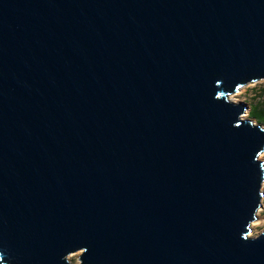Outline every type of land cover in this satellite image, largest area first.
Wrapping results in <instances>:
<instances>
[{"label":"water","instance_id":"1","mask_svg":"<svg viewBox=\"0 0 264 264\" xmlns=\"http://www.w3.org/2000/svg\"><path fill=\"white\" fill-rule=\"evenodd\" d=\"M264 0H0V264H264Z\"/></svg>","mask_w":264,"mask_h":264},{"label":"rangeland","instance_id":"2","mask_svg":"<svg viewBox=\"0 0 264 264\" xmlns=\"http://www.w3.org/2000/svg\"><path fill=\"white\" fill-rule=\"evenodd\" d=\"M228 99L238 102L242 101L246 105L243 118H250L254 123H259L264 127L261 121L250 115L251 110L256 108H264V79H259L253 82L246 83L240 86L235 92L230 93ZM258 158L264 163V150L258 155ZM262 195L260 198V205L255 211V219L249 224L248 235L253 236L264 231V177L261 183ZM254 223V224H253ZM78 252H73L67 255V260L70 264H78Z\"/></svg>","mask_w":264,"mask_h":264},{"label":"trees","instance_id":"3","mask_svg":"<svg viewBox=\"0 0 264 264\" xmlns=\"http://www.w3.org/2000/svg\"><path fill=\"white\" fill-rule=\"evenodd\" d=\"M250 115L254 118H256L258 121H261L264 124V108H256L254 107L251 110Z\"/></svg>","mask_w":264,"mask_h":264},{"label":"bare ground","instance_id":"4","mask_svg":"<svg viewBox=\"0 0 264 264\" xmlns=\"http://www.w3.org/2000/svg\"><path fill=\"white\" fill-rule=\"evenodd\" d=\"M227 99H228V97H227ZM229 100H231V99H229ZM243 115H244V113L241 115V117H244V116H245V115H244V116H243ZM251 223H252V222H251ZM253 224H254V223H253Z\"/></svg>","mask_w":264,"mask_h":264}]
</instances>
